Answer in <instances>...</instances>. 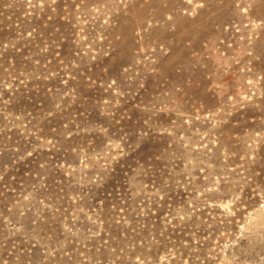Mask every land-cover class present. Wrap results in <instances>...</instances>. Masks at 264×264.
I'll list each match as a JSON object with an SVG mask.
<instances>
[{
	"label": "rangeland",
	"instance_id": "374dc122",
	"mask_svg": "<svg viewBox=\"0 0 264 264\" xmlns=\"http://www.w3.org/2000/svg\"><path fill=\"white\" fill-rule=\"evenodd\" d=\"M0 264H264V0H0Z\"/></svg>",
	"mask_w": 264,
	"mask_h": 264
}]
</instances>
